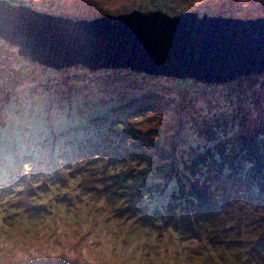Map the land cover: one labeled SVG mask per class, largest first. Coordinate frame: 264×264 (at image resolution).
<instances>
[{
  "label": "rangeland",
  "instance_id": "374dc122",
  "mask_svg": "<svg viewBox=\"0 0 264 264\" xmlns=\"http://www.w3.org/2000/svg\"><path fill=\"white\" fill-rule=\"evenodd\" d=\"M13 1L74 20L133 11L264 17V0ZM239 79L209 85L128 69L56 71L19 56L0 39V264H264V209L240 186L215 184L212 180L223 172L215 164L202 175L188 165L202 148L226 144L264 118V73ZM114 103L134 109L128 114L127 107L119 112L117 106L119 119L98 125L119 126L111 143L124 153L117 159H112L115 147L87 129L85 136L107 146L85 153L52 146L61 154L44 163L37 162L47 151L35 148L43 157L28 170L10 164L15 152L31 148V141L51 146L49 133L61 128V136L69 135L75 120ZM130 139L141 145L139 153L131 152ZM4 146L9 149L2 156ZM173 175L187 188L188 180L194 181L202 196L218 197L197 207L213 214L214 239L202 228L176 229L156 215L145 217L147 209L173 195L177 180H168Z\"/></svg>",
  "mask_w": 264,
  "mask_h": 264
},
{
  "label": "water",
  "instance_id": "95a60500",
  "mask_svg": "<svg viewBox=\"0 0 264 264\" xmlns=\"http://www.w3.org/2000/svg\"><path fill=\"white\" fill-rule=\"evenodd\" d=\"M0 39L56 71L128 69L209 85L264 73V17L133 11L74 20L0 0Z\"/></svg>",
  "mask_w": 264,
  "mask_h": 264
},
{
  "label": "trees",
  "instance_id": "16d2710c",
  "mask_svg": "<svg viewBox=\"0 0 264 264\" xmlns=\"http://www.w3.org/2000/svg\"><path fill=\"white\" fill-rule=\"evenodd\" d=\"M8 1L16 4V2L13 0ZM240 80L243 79H239L237 80V82ZM117 106L121 107L119 112H123V108L125 107H127V110L125 111L128 114L134 112L133 106H131V104H108V106H106L104 109H100L97 113H92L84 118L83 121L75 120V122L72 123L73 126H75V130L71 129V133L69 135L61 136L60 132L63 131L61 130V128L56 129V135H52L51 133H49L48 137L50 140L47 143L51 146L47 145L46 147L44 141H41L42 143H34L31 141V148H26V150L22 153L15 152V159L12 160L10 164H13L14 166L17 164L18 166L20 165L22 169L28 170L30 165L33 166L36 164V157H43L41 156V153L37 152V150L47 151L46 157H43V160H39L37 162L44 163V159L49 158L48 160H50L51 157H55L61 154L55 152V148H59L58 150H60L61 152H70L71 150H73L74 153H85L87 151H98L100 150L99 147L104 148L105 146H107V144H109L112 148L115 147L112 159H117V156L119 154L124 153L120 152V148H117V144H114V146L111 143L115 142V139L120 132V130H117V127L119 126H98L101 124L111 125L113 121L119 119L116 113ZM138 106H140L139 109H144V106ZM113 113H115L116 116L111 118V114ZM92 124L97 126H89ZM87 129L98 132L96 135H100V140L107 141H104V143L107 144H101V141H98V139L93 136H85L86 132H88ZM43 135L44 132H42L41 137ZM234 137L235 138L230 141L227 140L226 144L219 146H217V144L207 146L205 150L204 148H202V151L197 152L195 156L191 157L190 164L188 165L198 168L197 174L202 175L208 167H210L212 164H215V167H218L219 170L223 171L220 173L218 178L217 176H215L218 172L215 171L210 173V176H215V179L212 180L215 184L223 181L228 185L230 183V186H240L243 195L251 196V200L253 201V203L259 205L260 209H264V118H262V120H260L259 123L249 131L245 132V134L242 130H240V132L237 131L234 134ZM127 143L128 146H131V149L133 151H129H131L133 154H137L142 150V148H138L141 145L135 144L134 140L132 139H130L129 141L127 140ZM52 146L54 147V149H51ZM122 147L123 146H121V148ZM35 148H37V150H35ZM4 149L5 150L2 151V156L5 151L9 149V147L4 146ZM203 150L205 151V153H203ZM30 157H32V159H29ZM54 161H57V157ZM186 173L187 175L191 174L190 171H186ZM175 175L168 178V180L170 181L177 180L175 184L176 186L172 192L173 195H171L165 203L161 204V206L147 209L145 217H148L149 220L152 215H156L159 218L161 217L165 222H171L172 226L173 223H175V226L173 227L176 229L179 228L180 225L186 226L189 229L194 227L197 231L202 228L203 231L207 233V236L209 235V233H212V236L210 238L214 239L218 233L217 230L215 231L212 229L213 226H210L213 225V214H209L210 211L208 209L203 210L201 208L200 210L198 208L203 205V202L209 199L215 200L218 197L202 196L201 193L199 194L197 193V190H195V187H197V185L194 181L192 183V181L188 180L189 184L187 188L186 182L183 180L179 182V178H176ZM147 187L148 185H145L143 188ZM244 187L247 188L246 192H244L243 190ZM188 189H191L192 191H189ZM149 193L151 194L152 190L148 192V194H143V196H147L149 195ZM234 197L236 196L230 195L229 199H232ZM216 204L218 206L221 205L219 201H217ZM168 213H171V215H168ZM183 217L185 221H183ZM179 220L181 221L178 222Z\"/></svg>",
  "mask_w": 264,
  "mask_h": 264
}]
</instances>
